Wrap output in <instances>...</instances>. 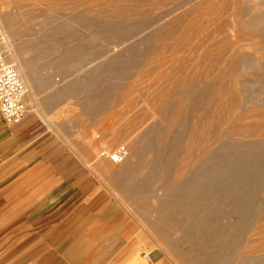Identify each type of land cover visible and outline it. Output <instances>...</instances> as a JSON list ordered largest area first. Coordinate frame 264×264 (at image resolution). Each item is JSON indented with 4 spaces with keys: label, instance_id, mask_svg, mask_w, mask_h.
<instances>
[{
    "label": "rangeland",
    "instance_id": "rangeland-1",
    "mask_svg": "<svg viewBox=\"0 0 264 264\" xmlns=\"http://www.w3.org/2000/svg\"><path fill=\"white\" fill-rule=\"evenodd\" d=\"M0 45L28 104L34 57L37 71L97 76L83 92L89 111L57 130L79 158L66 168L81 165L121 203L146 250L175 264H264V0H0ZM120 146L121 164L100 155ZM206 147L244 159L208 163ZM198 164L221 188L184 195Z\"/></svg>",
    "mask_w": 264,
    "mask_h": 264
},
{
    "label": "crops",
    "instance_id": "crops-1",
    "mask_svg": "<svg viewBox=\"0 0 264 264\" xmlns=\"http://www.w3.org/2000/svg\"><path fill=\"white\" fill-rule=\"evenodd\" d=\"M40 58L24 63L28 114L8 125L0 113V264H175L160 247L146 250L121 203L81 165L67 170L79 158L57 130L89 111L83 92L97 76L37 71Z\"/></svg>",
    "mask_w": 264,
    "mask_h": 264
},
{
    "label": "built area",
    "instance_id": "built-area-1",
    "mask_svg": "<svg viewBox=\"0 0 264 264\" xmlns=\"http://www.w3.org/2000/svg\"><path fill=\"white\" fill-rule=\"evenodd\" d=\"M27 87L15 63L4 56L0 45V113L8 125L19 123L28 114ZM128 150L120 146L114 150H103L101 156L113 164L126 160Z\"/></svg>",
    "mask_w": 264,
    "mask_h": 264
},
{
    "label": "bare ground",
    "instance_id": "bare-ground-1",
    "mask_svg": "<svg viewBox=\"0 0 264 264\" xmlns=\"http://www.w3.org/2000/svg\"><path fill=\"white\" fill-rule=\"evenodd\" d=\"M17 68L19 69V72L21 73V77H22V79H23V81H24V83H25V85H26V87H27V83H26V81H25V79H24V77H23V75H22V72H21V70H20V68H19V66L17 65ZM27 92L29 93V89H28V87H27ZM196 129V128H195ZM195 129H192V131H191V134H190V136H191V138H193V137H195ZM219 135V134H218ZM216 141L217 142H219L220 140H219V138H216ZM227 141V140H226ZM227 143V142H226ZM225 143V144H226ZM231 143V142H230ZM229 142H228V144H230ZM264 143V142H263ZM227 144V145H228ZM233 145V143H231V146ZM239 145H241V144H238V146ZM243 145V144H242ZM262 145H264V144H262ZM233 146H235V145H233ZM237 146V145H236ZM222 147H227V146H224V144L222 143V145L220 146V149H222ZM230 147V146H229ZM228 147V149H229V151L231 150L230 148ZM240 147H243V146H240ZM224 148V149H225ZM235 148V147H234ZM223 149V150H224ZM247 149V148H246ZM185 150H187V152L188 151H194V149H193V146L191 145V144H189L188 146H187V148L185 149ZM234 151H237V149H235ZM186 152V151H185ZM232 152V151H231ZM189 153V152H188ZM194 153V152H193ZM229 153V152H228ZM261 153V152H260ZM214 154V155H213ZM248 155V154H247ZM261 155V154H260ZM201 158H200V160H203V159H205L206 161L205 162H208L209 163V161L212 159V160H214V159H216L215 161H219V160H221L222 158H223V160L225 159V160H234V158L233 157H238L237 159H240V158H242L241 156H243L242 155V152L241 151H237L236 153H229V154H225V152L223 153H220V154H217V153H213V151H211V149L209 148V147H206V148H204V150L202 151V153H201ZM248 157V156H247ZM214 158V159H213ZM249 158V157H248ZM236 159V158H235ZM243 159H244V156H243ZM247 159V158H246ZM257 159V158H256ZM256 159H254V158H251L249 161H250V163L252 164L253 163V161H256ZM261 160V159H260ZM258 161V160H257ZM214 162V161H213ZM247 162H248V160H247ZM262 163H264V162H262ZM207 164V163H206ZM198 164V166L196 167V169L194 170V172L196 171L197 172V174H194L193 176H190V178H188V179H186L184 182H183V184L185 183L186 184V186H188V190L189 191H186V193H184V195H188V196H191L190 194H194L196 191H198V190H195L194 188L197 186V185H199V186H204V185H206L207 183H209V184H213L214 185V189H213V193L214 192H217V188L216 187H218L219 185H218V183H215V181L214 180H216L217 179V177L218 176H211V175H208V174H206V170H209L208 168L210 167H208L207 168V165H209V164ZM211 164V163H210ZM249 163H247L246 164V166L247 167H245L244 165L245 164H243V166H244V168H247V169H250L249 167L251 166V165H248ZM256 164V163H255ZM212 165V164H211ZM214 166V165H213ZM185 167H187L186 166V164L185 163H183V164H181L179 167H178V169H179V172L177 173H175V175H174V180H175V182H177V181H180V178H179V176L181 175H183L184 174V176L186 175L185 174V169L184 170H182L183 168H185ZM216 167V166H215ZM224 167H226V166H224ZM224 167H221V168H224ZM262 167V166H261ZM211 169H212V167H211ZM217 171H219V167H216L215 168ZM229 169V168H228ZM227 169V170H228ZM181 170V171H180ZM214 170H212V172H213ZM233 171H235V170H233ZM261 171V170H260ZM210 172H211V170H210ZM195 176V177H194ZM236 177H238V176H236ZM241 177L242 176H240V177H238V180L240 181L241 180ZM173 180V179H172ZM197 180H199V182L200 183H197L198 181ZM233 180V179H232ZM231 182V181H230ZM215 183V184H214ZM262 183V182H261ZM229 183L228 182H226V183H224V184H222V186H225V185H228ZM236 184V182H231V184H229V185H235ZM218 188H221V187H218ZM215 190V191H214ZM221 192V191H220ZM207 194V193H206ZM205 194V195H206ZM208 195V194H207ZM175 197V196H174ZM186 197V196H185ZM201 197H203V196H201ZM174 199V198H173ZM254 199V198H253ZM218 200V199H217ZM231 202V201H230ZM254 202V201H253ZM204 203V197L201 199V201L199 202V204H203ZM239 205V204H238ZM172 206V205H171ZM173 208V207H172ZM192 210V209H191ZM178 211V210H177ZM180 211V210H179ZM178 211V212H179ZM182 211V210H181ZM194 213V212H193ZM171 215H172V212L170 213ZM182 214V213H181ZM216 215V214H215ZM169 216V215H168ZM175 216V215H174ZM210 216V215H209ZM217 216V215H216ZM177 217V216H176ZM191 217V216H190ZM195 217V216H194ZM203 217V216H202ZM208 217V216H207ZM211 217V216H210ZM209 217V219H211ZM218 217V216H217ZM173 218V217H172ZM215 218V217H214ZM171 219V218H170ZM195 220V219H194ZM212 220V219H211ZM217 220V219H216ZM216 220H214V221H216ZM175 221V220H174ZM182 221V220H181ZM185 221H186V219H185ZM196 221V220H195ZM209 221V220H208ZM213 221V220H212ZM192 222V221H191ZM197 222H199V220L197 221ZM176 223V222H175ZM189 223V222H188ZM205 228V227H204ZM215 228V227H214ZM222 228V227H221ZM228 229V228H227ZM201 230V229H200ZM219 230H220V228H219ZM248 231V230H247ZM202 232V231H201ZM205 232V231H204ZM203 232V233H204ZM206 233V232H205ZM209 233V232H208ZM210 233H212L211 231H210ZM218 233V232H217ZM216 233V234H217ZM206 235V234H205ZM215 235V234H214ZM207 237V236H206ZM210 237H211V235H210ZM209 237V238H210ZM208 238V239H209ZM211 240V239H210ZM212 241V240H211ZM211 243V242H210ZM207 244H209V243H207ZM226 245V244H225Z\"/></svg>",
    "mask_w": 264,
    "mask_h": 264
}]
</instances>
